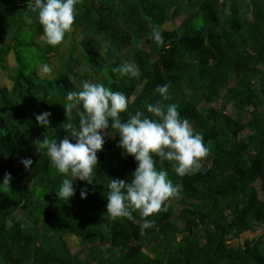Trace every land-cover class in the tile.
I'll return each instance as SVG.
<instances>
[{"label":"trees","instance_id":"obj_1","mask_svg":"<svg viewBox=\"0 0 264 264\" xmlns=\"http://www.w3.org/2000/svg\"><path fill=\"white\" fill-rule=\"evenodd\" d=\"M28 3L0 0V70L9 71L14 82L9 89L0 80V181L6 172L12 177L9 187L0 189V264H264V236L231 244L264 227L259 194L264 192V0H78L71 30L59 45L45 42L40 52L36 38L44 35L35 14L27 12ZM184 12L179 27H163ZM26 13L33 17L31 25ZM153 27L161 32V46L151 38ZM74 30L82 38H71L64 69L53 79L42 77L39 66L60 52ZM12 50L15 67L7 59ZM124 60L138 66L139 78L112 72ZM69 61L77 65L70 67ZM78 64L96 73L81 75ZM72 75L123 92L129 112L147 115L146 104L161 99L154 88L168 84L171 100L162 103L177 104L209 150L200 170L183 177L154 156L157 168L162 166L182 190L147 217L154 225L143 235L138 212L135 223L106 213L109 179L128 181L136 167L116 146L118 134L110 138L111 128L97 152L94 184L77 180L68 201L57 198L66 177L43 149L37 151L36 142H59L67 135L66 124L78 123L77 110L66 117L63 107L66 93L81 88ZM231 80L236 85L227 87ZM139 86L142 91L129 98ZM221 97L233 102L237 117L202 108ZM43 112L50 113L47 128L35 119ZM244 113L250 114L247 121ZM127 115L121 113V119ZM245 130L250 133L242 137ZM23 158L33 161L29 170L20 163ZM83 187L89 194L81 199ZM171 200L182 204L177 215ZM67 234L84 242V258L71 251Z\"/></svg>","mask_w":264,"mask_h":264},{"label":"clouds","instance_id":"obj_2","mask_svg":"<svg viewBox=\"0 0 264 264\" xmlns=\"http://www.w3.org/2000/svg\"><path fill=\"white\" fill-rule=\"evenodd\" d=\"M78 0H29L27 12L35 14V22L43 31L45 41L50 46L59 45L65 34L71 30L76 15ZM25 23L31 25L33 17L27 13ZM152 40L157 46L164 44L159 29L152 28ZM38 71L49 73L47 64L39 66ZM113 73L129 78H139L138 66L128 60L112 69ZM169 85H157L154 92L160 96L154 104H146L145 111H128V101L123 92L112 91L102 83L85 81L80 90L68 91L63 104L65 115L77 110L78 123H67V133L59 142L54 138L37 141V151L44 150L49 162L64 178L56 191L58 199L68 201L75 194V181L86 185L94 184L97 167V152L105 143L104 131L111 128L119 139L116 146L122 156H131L136 163L128 181L110 178L107 183L106 213L111 218H124L133 223V216L138 212L140 233L153 227L154 221L147 217L159 212L162 204L175 197L181 190L180 184H174L168 172L161 166L157 168L155 157L163 165L171 164L177 176L183 177L195 173L202 167L201 160L208 154L200 133H195L190 121L182 118L175 103L165 104L171 100ZM128 113L127 119H121V113ZM50 113L36 115L38 125L48 127ZM25 170H29L33 161L30 158L20 160ZM12 179L5 173L0 181V189L9 187ZM89 194L87 187L80 189V197Z\"/></svg>","mask_w":264,"mask_h":264},{"label":"rangeland","instance_id":"obj_3","mask_svg":"<svg viewBox=\"0 0 264 264\" xmlns=\"http://www.w3.org/2000/svg\"><path fill=\"white\" fill-rule=\"evenodd\" d=\"M186 15V12H184L182 14V17L172 20V21H167L163 24V27L165 29H173V28H177L179 27V25L181 24L183 17ZM74 37L76 41H79L82 38V34L79 30H74L72 36L70 37L69 41L63 45L61 47V50L58 54H51V58L48 62V66L50 67L51 71L49 73H43L42 71H39L40 75L42 77H46L49 79H53L56 76L59 75L60 71L62 69H64V62L68 60L69 57V49L71 46V38ZM36 42H37V46L35 47L36 52H40L43 48L45 41V37L44 36H38L36 38ZM77 57H80V53L79 51L76 52ZM8 62L9 65L11 67H15L18 65V62L16 60V56L14 51L12 50L8 57ZM77 65V62L74 61H69V66L70 67H74ZM78 71L81 75H93L96 73V70L93 69L91 66L85 65V64H78ZM9 71H3L0 70V80L1 83L5 86H7L9 89H13L14 88V82L9 78ZM71 81L74 83V85L76 87H81L82 85V80L79 77H76L74 75L71 76ZM236 85V81L235 80H231L228 84V86H235ZM226 87V88H227ZM226 88L223 90V94L226 91ZM143 89V86H139L137 87L134 91H129L127 93V96L131 99H133L136 95H138ZM207 106H212L214 108H216L217 110H221L224 111L230 115H232L233 117H237L238 115V110H236L233 102L225 99L224 97H221L218 102H215L211 105H206L203 104L202 108L207 107ZM250 118V114L249 113H244L243 114V119L245 121H247ZM250 133L249 130H245L242 133V137H247L248 134ZM106 132L104 131L103 135H105ZM4 161H6V158H3ZM206 163H204L205 165ZM260 183H257V187L260 189ZM259 194L262 198H264V192L259 190ZM170 203L172 204L173 208H174V212L175 215H177L180 210L182 209V204L179 202V200H171ZM18 215L22 216L23 215V210L20 209L18 211ZM264 236V227L262 226H257L252 232H247L245 234L242 235L240 240H233L231 241V244L234 246H237L240 243H245L247 240L253 239L254 238H260ZM65 239L67 241V244L69 246V248L71 249V251L73 253H81L82 258H84L87 255V249L85 247V244L82 240H80L79 238H77L76 236L72 235V234H67L65 236Z\"/></svg>","mask_w":264,"mask_h":264}]
</instances>
